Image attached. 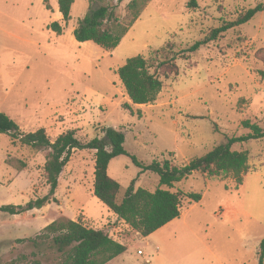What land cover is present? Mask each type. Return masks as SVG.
I'll return each mask as SVG.
<instances>
[{
    "label": "rangeland",
    "instance_id": "rangeland-1",
    "mask_svg": "<svg viewBox=\"0 0 264 264\" xmlns=\"http://www.w3.org/2000/svg\"><path fill=\"white\" fill-rule=\"evenodd\" d=\"M132 1L75 0L66 23L58 0H0V112L21 134L45 129L55 141L75 131L87 144L103 138L102 129L115 128L125 134V150L139 161L169 159L182 167L228 138L248 135L246 121L264 130V12L198 52L182 54L264 0H196V8H189L191 0H149L116 49L75 39L79 21L102 6L129 25ZM54 22L63 27L62 35L50 28ZM165 48L175 57L178 74L164 80L153 103L132 104L117 71L131 58L149 59ZM233 150L250 154L241 182L193 174L171 191L201 193L202 200L184 201L178 219L146 238L93 195L96 151H75L59 180L58 203L21 215L0 213V263L57 264L61 254L52 242L31 241L66 218L127 247L108 264H259L264 139L237 143ZM49 153L0 134V206H24L49 193L44 171ZM108 173L121 186L118 202L134 182L137 190L159 188L160 177L140 174L129 156L113 159Z\"/></svg>",
    "mask_w": 264,
    "mask_h": 264
},
{
    "label": "trees",
    "instance_id": "trees-1",
    "mask_svg": "<svg viewBox=\"0 0 264 264\" xmlns=\"http://www.w3.org/2000/svg\"><path fill=\"white\" fill-rule=\"evenodd\" d=\"M148 2L149 0H134L128 5L134 16L126 26L120 23L114 10L109 6L91 10L79 21L74 37L80 43L92 42L105 50L116 49ZM74 3L75 0H58L59 11L66 23L71 20ZM188 6L196 8V0H191ZM47 9L51 10V7L47 6ZM263 12L264 5L260 4L240 14L235 21H224L221 26L210 30L202 40L195 42L182 54L185 56L198 52L228 31L249 23L257 14ZM50 28L58 35L63 34V27L58 22L52 23ZM168 53V48H165L154 52L149 59L143 56L131 58L117 71L132 104L153 103L164 87V80L169 79L172 74H178L175 57H170ZM261 74L264 75V72ZM127 108L131 109V106L128 105ZM244 127L250 130L248 135L228 138L227 144L215 147L205 156L195 158L185 166L180 167L169 159L162 162L154 161L147 165L125 150V134L115 128L102 129L103 138H95L87 144L77 138L75 131L64 133L52 141L45 129L21 134L17 123L7 114L0 112V134L10 136L14 143H20L35 152H50L44 167L49 193L24 206H0V213L21 215L35 209L40 210L51 203H58L55 195L59 180L73 152L96 151L93 195L120 220L146 238L178 219L184 201L197 204L202 200L201 193L171 191L178 183L187 180L193 174H203L212 179L234 176L241 182V176L249 168L250 154L248 151H235L233 146L252 139H264V130L258 124L246 121ZM120 156H129L141 170L140 174H157L160 177L159 188L155 192L137 190L134 182L124 199L118 202L121 186L109 176L108 169L111 161ZM37 240L53 243L61 254L57 264H108L127 251L125 245L113 240L104 231L88 228L80 221L66 218L56 220L44 228L43 233L31 242ZM259 259V264H264V240L260 245ZM21 264L43 263L34 260Z\"/></svg>",
    "mask_w": 264,
    "mask_h": 264
},
{
    "label": "crops",
    "instance_id": "crops-1",
    "mask_svg": "<svg viewBox=\"0 0 264 264\" xmlns=\"http://www.w3.org/2000/svg\"><path fill=\"white\" fill-rule=\"evenodd\" d=\"M58 7H59V6H58ZM58 12H59V14L61 15V13H60L59 9H58Z\"/></svg>",
    "mask_w": 264,
    "mask_h": 264
}]
</instances>
